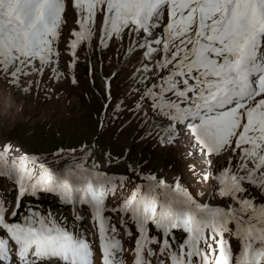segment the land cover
<instances>
[{
  "label": "snow or ice",
  "instance_id": "snow-or-ice-1",
  "mask_svg": "<svg viewBox=\"0 0 264 264\" xmlns=\"http://www.w3.org/2000/svg\"><path fill=\"white\" fill-rule=\"evenodd\" d=\"M70 5L65 75L68 0H0V80L26 93L46 72L75 85L81 45L127 39L137 66L121 97L105 79V118L131 112L162 146H183L199 190L183 171L108 176L88 144L61 169L0 145V177L15 186L14 201L0 197V264H264V0ZM41 193L71 208L73 225L86 211L91 228L25 206Z\"/></svg>",
  "mask_w": 264,
  "mask_h": 264
},
{
  "label": "rangeland",
  "instance_id": "rangeland-1",
  "mask_svg": "<svg viewBox=\"0 0 264 264\" xmlns=\"http://www.w3.org/2000/svg\"><path fill=\"white\" fill-rule=\"evenodd\" d=\"M70 7L68 0V24L59 45L60 71L65 75L71 60L66 50L68 30L75 26V14ZM127 46V39L123 48L118 42H112L107 49H101L95 39L90 48L81 45L73 72L78 82L75 85L70 79L59 82L50 79L51 74L46 72L40 87L33 85L32 91L26 93L0 80V145L10 143L13 155H36L48 167L61 169L71 163L70 149L88 144L94 146L95 159L108 176L134 178L135 171L132 169L137 166L142 172L150 170L169 179L183 171L190 188L198 191L199 186L186 167L183 146L163 147L155 135H148L149 124L142 123L137 117L135 119L131 112H121L118 119L105 118L102 107L105 79L110 81L113 97H121L131 83V75L137 66L138 57H128L124 62ZM111 111L109 107L108 112ZM61 149L64 151L61 152ZM58 152L59 155H56ZM6 179L0 177V197L14 201L15 186L12 182L7 185ZM127 188L130 189L131 184ZM31 201H40L35 208L44 211L49 205L58 220L66 211L58 201L54 204L51 200L41 201L32 197L24 201L25 206L30 207L27 203ZM84 218L91 226L88 217ZM128 247L130 245L125 243V248Z\"/></svg>",
  "mask_w": 264,
  "mask_h": 264
},
{
  "label": "bare ground",
  "instance_id": "bare-ground-1",
  "mask_svg": "<svg viewBox=\"0 0 264 264\" xmlns=\"http://www.w3.org/2000/svg\"><path fill=\"white\" fill-rule=\"evenodd\" d=\"M128 57H129V56L127 55V56H126V58L124 59V62H126V61H127Z\"/></svg>",
  "mask_w": 264,
  "mask_h": 264
}]
</instances>
